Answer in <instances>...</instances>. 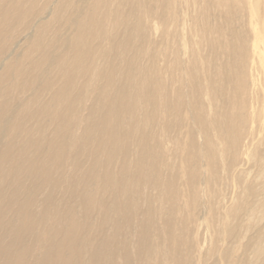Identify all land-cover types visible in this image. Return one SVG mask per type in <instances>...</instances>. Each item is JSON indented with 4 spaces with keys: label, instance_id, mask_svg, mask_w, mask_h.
<instances>
[{
    "label": "rangeland",
    "instance_id": "obj_1",
    "mask_svg": "<svg viewBox=\"0 0 264 264\" xmlns=\"http://www.w3.org/2000/svg\"><path fill=\"white\" fill-rule=\"evenodd\" d=\"M36 1L38 9L35 5V10L31 8L33 16L27 17V13V20L23 19L27 24L34 20L35 29L18 21L20 27L13 31L16 42L11 47L23 51L39 35L43 50L59 48L53 52L60 57L58 62H63L68 51L69 63L66 57L60 66L67 68L69 64V74L76 59L81 60V69L89 67L87 75L83 72L80 78L76 77L82 88L74 81L75 86L70 89L71 100L81 101L77 106L80 118L75 120L83 123L87 120L90 105L106 85L104 80V84L100 82V73L110 74L119 68L123 74L126 71L120 85L124 81L129 84L138 76L140 81L162 83L164 90L157 95V104L145 107L143 112L148 118L138 112L136 124L133 121L137 131L128 141L124 187L135 194L130 197L134 214H122L124 207L119 204L120 216L107 220L110 199L122 197L121 190L112 192L100 184L89 209L81 192L95 183L87 158L90 154L94 152L97 155L94 158L103 161L102 170L115 176L124 165L123 152L109 165L105 161L109 151L97 146L92 153H83L77 165L74 162L77 149L68 150L59 172L58 162L48 159L45 165L56 169L48 178L59 183L53 182L54 189L42 183L31 209H36V222L47 213L48 220L44 222L52 230L44 244L41 238L39 247L34 245L39 235L23 238L28 244L33 242L35 248L33 256L24 260L25 264L40 260L42 264H56V256L58 264L71 259L66 251L58 253V245L65 243L64 229L58 220H65L71 213L82 233L89 234V229L94 233L86 241L89 246L84 251L83 264H264V0ZM29 5V0H24L22 7ZM74 41L83 46L79 48ZM54 42H59L58 46ZM71 42L75 48L69 51ZM82 50L85 60L79 56ZM119 61L121 68L117 67ZM191 67L195 78L189 74ZM136 69L141 75L132 72ZM64 70L60 73L64 74ZM139 79L119 87H133V95ZM88 82L92 85L86 90ZM138 97L146 98L142 92ZM167 100L171 102L169 109L165 106ZM190 103L202 116V122L189 112ZM153 107L158 110L156 117L151 112ZM81 134L79 129L77 135ZM36 163L39 164L37 159ZM75 165L77 168L73 170ZM36 177L39 176L34 175L33 179ZM25 190L22 202L29 188ZM8 220L3 222L6 232ZM141 221H146L147 227L143 228ZM146 232L149 243L144 238ZM100 253L105 255L99 261L91 260ZM14 263L15 260L11 264Z\"/></svg>",
    "mask_w": 264,
    "mask_h": 264
},
{
    "label": "bare ground",
    "instance_id": "obj_2",
    "mask_svg": "<svg viewBox=\"0 0 264 264\" xmlns=\"http://www.w3.org/2000/svg\"><path fill=\"white\" fill-rule=\"evenodd\" d=\"M23 2L24 0H0V11H1L0 14V67H1L0 68V264H11L13 260H15L14 264H25L26 261L24 262V260L30 256H33L34 254V249H35L34 245L35 246L38 245L39 247V244L42 243L41 238L43 239V244L45 243L46 241L45 238H47L50 230H52L51 229L52 227L50 228L49 224L47 222H44V220H48L47 213L44 214L42 213L43 216L41 215L42 217L41 216L39 217L41 218V220L36 222L35 219L36 215L34 216L36 206H34L33 204L35 210H32L31 206L32 203L35 202L34 200H36L35 196L37 190L40 189L42 183H48L51 185L53 189L55 188L53 182L55 181L56 183L57 180L55 179L54 181H52V179L50 180V178L48 177L49 175L52 174L53 171H56V169L53 170V167H48L47 165H45L46 160L55 159L58 162V169H57L58 171L62 168L60 166L61 168L59 169L60 163L66 160L65 154L66 151L68 150L77 149V152L75 151L76 153L75 161L73 159V161L77 163V165L79 164L78 161H80L83 153L86 154L89 152L92 153L91 152L93 151L92 148L97 146L107 148V149L101 148V150L103 151H107V150L109 151V155L105 160L107 161V163H109V165H113V163L116 162L115 159L117 157V154L123 152L122 158L124 160V165L122 169L119 171V173H117V175L115 176H113V174H111L108 171L102 170V168L105 167L103 161H101L98 158H94V156H97V155H93L94 152L93 154L89 153L90 155L93 156L87 158L91 162L90 168L92 169L90 171V175L92 177V182L95 181V183L90 187L85 186V188L83 189V191L81 190V192H84L83 197L86 199L85 207L86 209H89L93 207L91 205L93 204L94 196L97 193L98 186L100 184H105V190H109V191L111 190L112 192L113 190H121L122 197L117 196L114 197L113 200L110 199L111 205L109 206V208H106L107 220H111V218L114 216L116 217V215L120 216L119 210H121V207L120 209H118L119 204H122V206L124 207L122 214L124 213L126 214V216H128L129 214H134L133 211L134 206L132 199H130V197L135 194L131 192L130 190L131 188L128 189V187H124L125 184L124 175L127 173V169H128L127 160H126L129 151L128 141L134 138L133 134L137 131L136 129L137 125L135 126V124H136V120H138L136 119V117L139 114L138 112L145 111V107L147 108V106L149 108L150 106H154L155 104H157L156 97L159 93H161L162 90H164L162 89L163 88L162 83L158 81L156 82V84L153 82L150 83L149 80L140 81L139 77L137 76L140 83L139 82L137 83L136 86L137 92H134V94L132 95L133 87L132 89L128 87L127 88L122 87L123 90L122 88L120 89L119 87L123 85L126 86L127 84V82L124 81L125 84L123 83L122 85L121 83L120 85V82H122V80L126 76L124 75L126 71H124L123 74L122 73L123 70L119 68L114 69L112 67V69H114L113 72L115 74L112 72V70L110 74L109 72H104L107 74L100 73L102 79L101 81L99 79V81L102 82L104 80L106 85H103L100 88L99 92L96 95L98 98H96L95 96V98L97 99L95 100L96 102L93 105H90L91 107L87 115L88 116L87 120L85 119L86 121H84V123L75 120L74 119L75 117L80 118V110L79 108H77V106H80L81 101H78L77 98H76L77 100L75 99L71 100L72 96L70 97V91H71L70 89L75 86L74 81L75 82L78 81L77 83L81 84L79 83V79L77 80L76 77L79 76L80 78V75L82 76L83 72H85L84 75H87L86 71L89 67L87 69L83 68L84 70L81 69L80 67L83 66L81 65L80 62L81 60L77 61L76 59V61H74V64H71L73 65V69L71 68L73 75L71 73L70 75L69 72L67 71V69L70 67L69 64L68 65L65 64L66 66H69L67 68L66 67L62 68V66H60L64 62V59H66V57H67V63H69L68 59L70 56L68 51L65 52L68 55H66L62 51L63 52L62 55L65 54V56H63L62 58L63 62H61L62 60L58 62L60 57L56 56L57 55L56 53H55L56 55L53 54V52L58 47H53L52 49L51 48L46 49L45 47V49L43 50L42 40L38 37L39 35L34 36L35 38L34 40L32 39L33 42L29 48H26L25 50L20 52L19 50L14 51L15 48L12 49L11 47L16 42L15 41L16 37H13V35H15L13 31L18 27H20V25L18 26L19 22L22 23L25 22L24 21L25 19L27 20L26 18L27 13H28L27 17L31 18V16H33L34 12H31V8H33L34 5L35 6L38 5L39 3L36 0H29L30 5L27 8H24L22 7ZM36 8L34 7L33 10H35ZM43 10L44 9H42V11ZM36 13L37 12H35V14ZM40 13L43 14L42 12H39V14ZM58 14H55V16ZM55 16H53V18ZM33 21L34 20L32 21L30 20L29 22L31 23L28 22V24L25 22V25L27 24V27L31 26L30 28L32 29L35 26L33 24L36 23ZM66 23L69 24L68 22ZM28 31L29 30H27V32ZM17 32L16 34L21 33V32L20 33ZM139 38L135 37V39H139ZM81 40H82L81 42H84L85 44V41L83 39ZM54 43H57L58 46L59 42H54ZM60 43L62 44V42ZM74 43H76V41H74ZM74 43L73 42L70 43L69 49L67 48L69 51L72 48H75ZM76 44L77 46L79 45V48L80 46H83L82 44H80V42H77ZM88 44H89V40L86 45L88 46ZM87 46H85V48ZM63 48L60 47V49ZM83 50L85 49L83 48ZM83 50L81 53H79V56H81L82 60L85 58V56H83L84 55ZM101 51L99 49L98 52L101 53ZM95 52L97 53V50H95ZM42 53L45 55L41 57L40 55ZM34 55L40 56V58H35ZM79 56L76 55L77 58ZM115 56L116 55H114V58ZM120 61L122 62V60ZM120 61L117 67H120L121 64ZM132 61L133 64H135L134 60ZM92 62L90 64H92ZM114 66L116 65L114 64ZM64 69H66V71ZM63 70L65 72L64 74H61L60 72ZM90 70L91 69H89V71ZM132 72L133 73L135 72L136 74V72L139 71H137L136 69L135 71L132 70ZM193 72H194V68L191 67L189 74L191 75V77L195 78ZM139 74L140 72L138 73V75ZM65 77L67 79L68 78L70 79L68 80L66 79L65 80L66 82L62 81L64 80ZM98 77H99V73H98ZM209 77L210 76L207 75L206 78L209 79ZM134 78L137 79L136 77ZM88 79L92 80L91 77ZM135 79L133 80L131 79L132 81L130 80V83L131 82L133 83ZM61 81L62 83L63 82L64 83L61 84ZM86 81L87 79L85 80V82ZM93 81H95L94 78ZM90 82L92 83V81ZM90 82H88V86L86 84L87 87L86 90L90 88V85L92 84L94 85L96 82H98V80H96V82L92 84ZM129 84H127V86ZM81 88H82V84H81ZM210 90H212V87ZM141 92L146 98L142 97L141 99H139L138 96L141 95ZM211 92L213 93V91ZM48 95L50 97L49 98L47 97L48 99L47 100L46 96ZM76 95L74 94L73 97H75ZM165 97L167 98V96ZM213 100L215 101L214 97ZM191 103L188 106L189 112L193 115V117L199 116L202 122V116L199 113H197L194 108H191L194 107ZM169 104L171 105V102L169 100L165 101V106L167 108L169 107ZM168 109L166 110L167 112ZM156 110L157 109L153 107L151 111L155 117L157 116ZM143 115H145V118H148V114L144 113ZM126 117H129L127 123H125L124 121ZM132 118H134V120H132ZM133 121H135V124L133 123ZM79 129L82 131L81 136L77 135ZM207 133H209V131H207ZM36 159L39 162L38 165L36 163ZM76 168L77 166L75 165L73 170H75ZM34 175L36 176L38 175L39 177L33 179ZM118 175L121 176L119 181H117ZM59 176L61 177V175ZM54 177L56 178L55 175L53 176V178ZM60 177L57 179H60ZM30 182L31 185L30 187H28L29 186L28 183ZM57 183L59 182L57 181ZM118 186L119 188L117 189ZM26 188H29V192L27 193L28 195H26L25 201L22 202L21 198L25 194ZM72 193H75V191H73ZM101 200L102 198L100 196L98 202L99 205L101 204ZM19 202L20 203L22 202V204L19 205L20 204ZM7 218L9 220L6 224L8 225V228H6L8 231L6 232L5 228L3 231V226H4L3 222L5 223V219ZM75 220L73 219L72 213L71 215H68V217L65 220H58L60 224L59 226L61 227L62 225V228L64 229V239H65V243L58 245L59 247L58 253L62 251H66L68 254H71L70 255L71 259L68 260L66 264H70L72 258H74L72 264H78V263L83 264V262H85L86 253H84V251L89 246L86 241L87 239H89L88 237L90 235L94 234L90 229L88 231L89 234L82 233L79 223H77ZM130 220H128L127 224L130 223ZM149 220L151 221V223L154 222L153 219H151V217H149ZM141 223H142V227L144 228L146 226V221H141ZM42 224H44L45 226ZM118 225L119 224L117 223L116 227H118ZM82 234L84 235V237L82 236ZM36 235L37 236L39 235V239H36L34 241V245H32L33 242L31 244H28L23 239L24 237L34 238V236ZM144 238L146 239V242L149 243L147 232L145 233ZM49 245L52 246L51 243ZM103 255L105 254L103 253H100V255L96 254L95 257L91 258V260L99 261ZM109 260L110 262H112V259ZM115 262H116V258H115ZM35 264H42V262L40 260V262H37ZM56 264H58L57 256H56Z\"/></svg>",
    "mask_w": 264,
    "mask_h": 264
}]
</instances>
